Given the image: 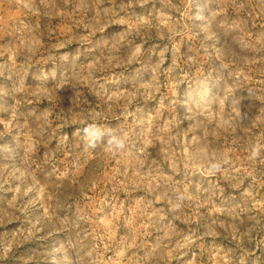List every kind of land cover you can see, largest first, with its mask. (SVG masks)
Wrapping results in <instances>:
<instances>
[{
	"label": "rangeland",
	"instance_id": "374dc122",
	"mask_svg": "<svg viewBox=\"0 0 264 264\" xmlns=\"http://www.w3.org/2000/svg\"><path fill=\"white\" fill-rule=\"evenodd\" d=\"M0 264H264V0H0Z\"/></svg>",
	"mask_w": 264,
	"mask_h": 264
},
{
	"label": "clouds",
	"instance_id": "9594fccd",
	"mask_svg": "<svg viewBox=\"0 0 264 264\" xmlns=\"http://www.w3.org/2000/svg\"><path fill=\"white\" fill-rule=\"evenodd\" d=\"M87 131H88V129L85 128V132H87ZM109 143L114 144L116 149H120L124 146V140L122 138L118 139V138L113 137L109 141Z\"/></svg>",
	"mask_w": 264,
	"mask_h": 264
}]
</instances>
